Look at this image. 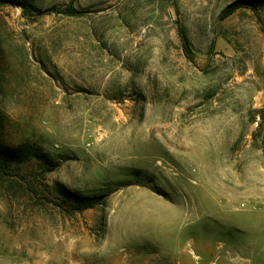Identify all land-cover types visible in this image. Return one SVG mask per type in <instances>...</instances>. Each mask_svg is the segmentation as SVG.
Wrapping results in <instances>:
<instances>
[{
	"label": "rangeland",
	"instance_id": "obj_1",
	"mask_svg": "<svg viewBox=\"0 0 264 264\" xmlns=\"http://www.w3.org/2000/svg\"><path fill=\"white\" fill-rule=\"evenodd\" d=\"M24 1L0 5V264H263L264 0Z\"/></svg>",
	"mask_w": 264,
	"mask_h": 264
},
{
	"label": "trees",
	"instance_id": "obj_2",
	"mask_svg": "<svg viewBox=\"0 0 264 264\" xmlns=\"http://www.w3.org/2000/svg\"><path fill=\"white\" fill-rule=\"evenodd\" d=\"M250 1V0H237L236 2H234L232 5H230L227 10H226V15H230L234 9L239 6V5H242V4H248L247 2ZM259 1H263V0H259ZM0 5H12V6H18L20 7L24 12H27L28 11V8H32L30 7V5H28L24 0H0ZM34 10V12H37L38 14H43L45 12H51V11H54L56 10L55 8H51V9H48L47 11L45 12H40L36 9H32ZM63 13L65 14H69V15H73V14H76L77 11H75L71 6L68 7L67 9H65L63 11ZM179 34H180V37L182 39V41L184 42L185 45H187V39H186V36L184 35V32H183V29L180 28L179 29ZM98 199H94V200H88V199H81L80 201L81 202H84V207L85 208H91L93 205H94V201H98ZM85 202H93L91 204H85Z\"/></svg>",
	"mask_w": 264,
	"mask_h": 264
},
{
	"label": "crops",
	"instance_id": "obj_3",
	"mask_svg": "<svg viewBox=\"0 0 264 264\" xmlns=\"http://www.w3.org/2000/svg\"><path fill=\"white\" fill-rule=\"evenodd\" d=\"M236 256H238L237 254H235ZM240 259L242 258V256H238ZM233 256H230L229 258H226L221 264H240L241 261H237V262H234L233 261ZM234 262V263H232ZM208 264H215L214 262H210ZM264 264V263H263Z\"/></svg>",
	"mask_w": 264,
	"mask_h": 264
}]
</instances>
